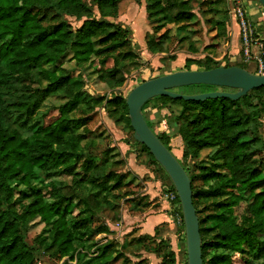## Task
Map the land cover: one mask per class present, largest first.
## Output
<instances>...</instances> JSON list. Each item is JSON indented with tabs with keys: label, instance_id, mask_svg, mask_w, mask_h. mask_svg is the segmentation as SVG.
Listing matches in <instances>:
<instances>
[{
	"label": "trees",
	"instance_id": "16d2710c",
	"mask_svg": "<svg viewBox=\"0 0 264 264\" xmlns=\"http://www.w3.org/2000/svg\"><path fill=\"white\" fill-rule=\"evenodd\" d=\"M121 1L93 0L91 4L85 0H0V264H34L36 249L23 235V229L31 219H39L50 227L53 235L50 243L47 238L38 242L53 260H76L74 242L77 239L80 241L91 234L110 231L107 225L92 231L84 219L71 226L73 198L54 185L49 197L54 201H48L45 194L38 193L18 213L12 209L15 188L11 183L16 182V188L27 187L38 178V171L52 178L57 173L70 175L77 169L83 158L82 142L86 136L76 134L84 121L71 114L80 109V104L89 106L98 101L84 94L80 81L71 80L55 65L72 52L78 63L98 61L100 66L96 73L100 80L121 86L122 81H117L120 75L118 52L126 45V32L109 21L118 17ZM133 1L140 4L143 0ZM196 1L145 0L148 19L155 30L167 29L168 32L170 26L191 20ZM67 17L83 22L75 29ZM167 32L149 37L146 45L150 53L167 52L164 45L169 39ZM110 60L113 65L106 67ZM193 64L200 67L199 71L221 67L211 59L203 62L188 59V71ZM192 87L201 89V93L235 92L211 86ZM51 95L69 98L60 108L59 118L47 127L34 128L30 136L24 137L16 124H27L40 104ZM126 98L116 97L109 103L118 107L126 118V125L133 131ZM154 100L161 103V108L168 103L181 108L178 122L187 147L185 158L196 157L205 149H217L214 156L220 163L203 168L199 176L191 174L179 161L191 179L193 203L200 222L203 264H250V257H245V247L250 254L260 253L264 260V139L259 133L264 114V88L254 90L238 101L193 102L167 97L151 101ZM151 101L143 107V114L153 130L145 114ZM157 137L172 152L170 139L158 134ZM136 144L157 163L145 146ZM87 168L96 173V165ZM160 169L166 174L161 166ZM107 178L116 179L111 174ZM198 179L202 182L201 187L196 183ZM90 182L100 184L98 178ZM169 191L176 196L181 226L185 228L180 201L172 184ZM243 201L247 202V216L242 224H238L233 210ZM205 210L211 214L203 219L201 214ZM183 239L186 243L185 236ZM162 244L163 241L153 253L157 255L158 249L164 246ZM109 247H99L93 253L91 264L111 263ZM174 256L170 250L169 255L162 256V264H174ZM135 264L146 263L141 260Z\"/></svg>",
	"mask_w": 264,
	"mask_h": 264
},
{
	"label": "rangeland",
	"instance_id": "374dc122",
	"mask_svg": "<svg viewBox=\"0 0 264 264\" xmlns=\"http://www.w3.org/2000/svg\"><path fill=\"white\" fill-rule=\"evenodd\" d=\"M85 1L93 3V0ZM246 1L248 6L250 0ZM252 1L260 9V16L250 14L248 9L247 14L257 27L258 39L264 41V9L257 0ZM235 3L236 0H198L193 3L191 20L172 25L167 32V29H154L148 19L145 0L140 4L133 0H122L118 17L109 19L126 32V45L118 52L120 75L117 81H122L121 86H113L100 80L96 73V68L100 66L98 61L94 64L91 63L92 60L78 63L73 58V53L68 52L57 62L55 66L62 69V74L73 81H80L84 94L98 101L89 106L80 104V109L71 114L73 118L84 121V125L76 131V134L86 136L82 142L83 158L70 175L57 173V176L47 178L43 172L38 171V178L32 180L27 187L16 188V182L11 183L15 188L12 209L19 213L38 193L45 194L48 201H54V198H49L54 185L63 194L73 198L72 215L69 218L71 226L84 219L92 231L105 225L110 231L100 235L91 234L80 241L77 239L74 242L78 253L76 260H53L38 242L47 238L50 243L53 236L50 227L39 219H31L24 227L23 235L27 243L34 245L36 249L34 264H91L95 255L93 253L102 245H110L112 260L109 264H135L141 260L150 264L156 260L146 257L154 256L159 259L158 264H162V256L169 255L170 250L175 255L174 264H187L186 243L183 239L185 228L181 226L178 206L169 191L172 182L161 171L160 165L136 144L133 131L126 125V118L109 101L120 96L127 97L135 87L147 80L188 71V59L201 62L211 59L220 66H241L255 74V65L244 63L242 47H232V40L238 32L234 17ZM95 12L97 13L96 8ZM67 20L75 29L83 22L69 17ZM166 32L169 37L164 43L167 52L150 53L146 45L148 39H151L149 37L161 36ZM253 50L256 52L257 48ZM109 62L106 67H111L114 63L113 60ZM190 70L199 71L200 67L193 64ZM201 92V89L193 87L178 89V93L183 95H197ZM68 100L63 95L49 96L27 124L23 126L22 122H18L16 127L24 137L30 136L34 128L47 127L55 122L60 116V108ZM180 113L178 105L168 103L161 108V103L156 100L151 101L145 110L154 132L168 137L173 154L191 174L199 176L203 168L220 163L214 156L217 149H205L196 157L189 155L185 158L187 147L180 135ZM261 123L259 133L264 139V114ZM89 165H96V173L88 171ZM217 171L223 172L221 169ZM110 174L116 179L109 180L107 177ZM96 178L100 184H91L90 181ZM196 183L199 187L202 186L199 179ZM162 209L168 215L166 220L153 226L154 228L148 226L146 229L148 218ZM233 211L236 222L242 224L247 216V202H241ZM210 214L205 210L201 216L206 219ZM142 230L144 234L141 235ZM161 241L164 246L158 249L156 255L153 252ZM247 248H244V253L245 257H250V264H264L260 253L250 254ZM210 252L211 255L214 254V251Z\"/></svg>",
	"mask_w": 264,
	"mask_h": 264
},
{
	"label": "water",
	"instance_id": "95a60500",
	"mask_svg": "<svg viewBox=\"0 0 264 264\" xmlns=\"http://www.w3.org/2000/svg\"><path fill=\"white\" fill-rule=\"evenodd\" d=\"M264 9V0H257ZM192 86H211L235 92L215 91L197 95H183L175 90ZM264 88V75H256L238 67H219L209 71H181L158 76L135 87L126 104L134 140L145 146L170 178L178 195L186 238L187 264H203L200 222L193 203L191 179L177 157L169 151L149 127L143 107L158 97L204 102L211 99L238 101L250 92Z\"/></svg>",
	"mask_w": 264,
	"mask_h": 264
},
{
	"label": "built area",
	"instance_id": "2783aa9c",
	"mask_svg": "<svg viewBox=\"0 0 264 264\" xmlns=\"http://www.w3.org/2000/svg\"><path fill=\"white\" fill-rule=\"evenodd\" d=\"M236 0L234 6V17L240 30L241 45L244 63L254 64L256 75H264V41L257 37V27L250 21L247 14V1ZM253 48H257L255 52ZM172 199L176 196L171 193Z\"/></svg>",
	"mask_w": 264,
	"mask_h": 264
},
{
	"label": "crops",
	"instance_id": "0c3cea01",
	"mask_svg": "<svg viewBox=\"0 0 264 264\" xmlns=\"http://www.w3.org/2000/svg\"><path fill=\"white\" fill-rule=\"evenodd\" d=\"M247 9H248V12L250 13V14H252V15H255V16H260V9L258 8V6L252 1V0H250L249 1V3H248V6H247ZM264 16V15H263ZM262 16V17H263ZM236 25H237V23H236ZM237 27H238V25H237ZM242 47V45H241V40H240V31H239V27H238V32H237V34L235 35V37L233 38V40H232V47H234V49H237V47ZM164 210L165 209H162L161 210V212H159V213H156L155 215H152V216H150L149 218H148V222H147V224H146V229L148 228V226L150 227V226H154V227H156V226H158L161 222H164L165 220H166V217H168V215L167 214H165L164 213ZM153 227V228H154ZM151 229V228H150ZM153 230V229H152ZM145 232H148L147 234H149L150 232L149 231H145ZM141 235L142 234H144L143 233V230L141 231V233H140ZM146 258H148L149 260L150 259H155L156 261L153 263V262H150V264H158V258H157V256H154V258L153 257H146Z\"/></svg>",
	"mask_w": 264,
	"mask_h": 264
}]
</instances>
